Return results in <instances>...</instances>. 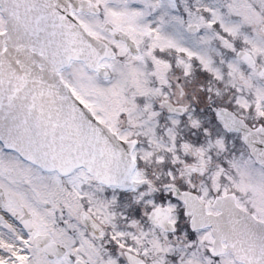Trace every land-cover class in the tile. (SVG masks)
I'll list each match as a JSON object with an SVG mask.
<instances>
[{"label": "snow or ice", "instance_id": "6c2138e0", "mask_svg": "<svg viewBox=\"0 0 264 264\" xmlns=\"http://www.w3.org/2000/svg\"><path fill=\"white\" fill-rule=\"evenodd\" d=\"M0 264H264V0H0Z\"/></svg>", "mask_w": 264, "mask_h": 264}]
</instances>
